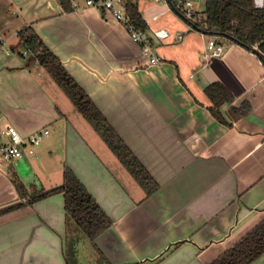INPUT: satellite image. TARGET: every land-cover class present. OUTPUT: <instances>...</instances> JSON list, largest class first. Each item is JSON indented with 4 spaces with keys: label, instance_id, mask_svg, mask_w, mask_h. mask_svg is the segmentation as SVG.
<instances>
[{
    "label": "crops",
    "instance_id": "crops-1",
    "mask_svg": "<svg viewBox=\"0 0 264 264\" xmlns=\"http://www.w3.org/2000/svg\"><path fill=\"white\" fill-rule=\"evenodd\" d=\"M131 1L158 65L87 0H75L70 13L57 0H0V34L11 49L18 33L31 28L157 191L145 197L95 132L58 109L52 84L38 79L43 73L36 79L16 54H0L4 122L23 135L49 130L38 157L24 159L46 168L44 181L32 183L31 162L7 165L0 170V209L25 201L11 173L30 194L59 186L67 167L112 222L91 244L98 253L93 264H211L264 219V64L230 41L221 56L205 61L208 36L188 30L168 3ZM159 30L167 38L152 37ZM212 83L234 97L219 109L225 124L207 110L204 90ZM243 102L249 113L232 117L230 107ZM74 226L62 194L0 216V264H78L66 255ZM251 264H264V253Z\"/></svg>",
    "mask_w": 264,
    "mask_h": 264
},
{
    "label": "trees",
    "instance_id": "trees-1",
    "mask_svg": "<svg viewBox=\"0 0 264 264\" xmlns=\"http://www.w3.org/2000/svg\"><path fill=\"white\" fill-rule=\"evenodd\" d=\"M57 1L65 13L73 11L71 0ZM171 5L174 7V4ZM126 13L135 26L146 29L137 11V1L126 2ZM201 15L207 35L223 37L245 48L254 44L260 47L264 45V9H254L253 0H204V11ZM226 36L232 37L233 40ZM11 50L22 61L25 69L43 73L67 97L77 114L91 127L145 197L157 191L156 182L31 28H24L18 33V43ZM24 51L25 57L22 56ZM204 93L210 102L207 108L209 113L216 121L225 124L219 109L225 104L231 105L234 97L219 83L210 84ZM249 111L250 106L246 102L236 108L230 107L229 110L234 118L245 117ZM10 178L19 196L21 199L25 198V201L1 208L0 216L62 194L65 217L71 220L91 243L112 226L108 216L67 167H63L60 186L49 190L41 189L36 193L29 194L15 173H11ZM263 253L264 219L211 264H251Z\"/></svg>",
    "mask_w": 264,
    "mask_h": 264
},
{
    "label": "built area",
    "instance_id": "built-area-1",
    "mask_svg": "<svg viewBox=\"0 0 264 264\" xmlns=\"http://www.w3.org/2000/svg\"><path fill=\"white\" fill-rule=\"evenodd\" d=\"M129 0H87V5L96 8L99 13L108 17L115 22L120 23L129 34L131 41L136 43L142 55L149 56L150 65H158L160 60L153 54L151 37L146 29H141L131 22L126 13V2ZM148 2H159L166 4V0H146ZM174 4L177 14L187 25L188 30L196 31L204 36H208L204 51L203 59L208 61L211 58L221 56L226 48V40L220 36L207 35L206 26L203 23L202 15L197 13L188 0L181 2L179 0H170ZM73 8L76 7L75 0H71ZM253 7L257 10L264 9V0H253ZM168 34L163 31H155L152 37L163 40ZM178 40L182 39V34L176 35ZM249 49L254 52L260 61L264 64V45L262 47L257 44L251 45ZM6 39L0 34V54H12ZM26 56V52L22 53ZM37 63H35L36 65ZM49 136L48 129H39L29 135H23L19 130L10 123H5L0 110V166L12 162L22 161L24 159H36L39 155V149L44 140Z\"/></svg>",
    "mask_w": 264,
    "mask_h": 264
},
{
    "label": "rangeland",
    "instance_id": "rangeland-1",
    "mask_svg": "<svg viewBox=\"0 0 264 264\" xmlns=\"http://www.w3.org/2000/svg\"><path fill=\"white\" fill-rule=\"evenodd\" d=\"M190 2L192 3V5H194L195 11L197 13H199V14H202V12L204 11V2H203V0H190ZM30 74L33 77L36 78L35 71H33V72L30 71ZM44 76L45 75H43L41 78L38 77V79L41 82L47 81L50 84H52L51 88L50 89L48 88V89L54 92L53 93V97H55L54 99H55V102L57 103L58 109H60V111L63 110L62 112L69 119H73V118H76V117L79 118L82 122H84V126L90 128L89 130L92 132L91 127L77 114V112L72 107L70 101L67 99V97H65L64 94L62 92H60V90L51 82V80L47 79V77H44ZM93 134H95V133H93ZM97 138H99V137H97ZM108 154H110V152ZM49 160L54 164V165L51 166V170H53L55 168L57 169L58 168L57 163L53 159H49ZM23 162L28 163V162H31V161L23 160ZM13 163L15 164V163H18V162H12V163H8V164H4V165L0 166V170H3V171L6 170L5 169L6 166L9 165V164H13ZM30 164L32 166H34V169L36 171L34 173L36 177L34 178V181L32 183H35V182H38V181L43 182L44 181V177L42 175H44L43 174L44 171H47L46 168H42L41 169L40 166H39L40 165L39 161L38 162L37 161H33ZM132 182H133L134 186H137V188H139L138 185L133 180H132ZM61 183H62V178H61V182H58L57 185L60 186ZM36 184H38V183H36ZM42 185H43V187H47L43 183H42ZM74 228L76 230V233L75 234L70 233V238L68 239V243H67L68 245H67L66 255L68 257H70V259H68V261H70L71 263H74L75 260H76L78 262V264H93L94 262H97L98 256L96 254H98V253L96 252V250L93 251V249L91 247V244H93V243H91L85 237V235L76 226H74ZM70 243H71V245H70ZM72 255H73V258L71 257Z\"/></svg>",
    "mask_w": 264,
    "mask_h": 264
},
{
    "label": "water",
    "instance_id": "water-1",
    "mask_svg": "<svg viewBox=\"0 0 264 264\" xmlns=\"http://www.w3.org/2000/svg\"><path fill=\"white\" fill-rule=\"evenodd\" d=\"M166 1H167V3L170 5V7L172 8V10H173L174 12L177 13V11H176V10L174 9V7L171 5L170 0H166ZM226 38H228L229 40H233L232 37H229V36H226Z\"/></svg>",
    "mask_w": 264,
    "mask_h": 264
}]
</instances>
